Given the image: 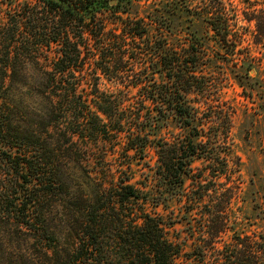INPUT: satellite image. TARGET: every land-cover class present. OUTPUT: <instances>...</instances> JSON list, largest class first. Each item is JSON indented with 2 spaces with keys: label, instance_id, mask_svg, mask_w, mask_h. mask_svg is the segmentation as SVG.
I'll use <instances>...</instances> for the list:
<instances>
[{
  "label": "trees",
  "instance_id": "obj_1",
  "mask_svg": "<svg viewBox=\"0 0 264 264\" xmlns=\"http://www.w3.org/2000/svg\"><path fill=\"white\" fill-rule=\"evenodd\" d=\"M37 1L44 11L33 7L23 16L16 6L6 13L0 7V228L9 226L14 230L8 234L38 243L28 246L22 255L0 259V264H37L34 251L42 264H177L182 244L167 237L162 217L145 210L148 195L129 180L97 182L98 190L92 195L82 187L73 192L66 183L64 168L69 161L92 168L90 142L113 137L124 138L126 152H134L140 159L148 146L154 148L158 157L156 198L165 203L167 190H172L183 204L194 228L190 258L200 264H264V238L262 243L249 236L224 242L232 228L231 203L238 189L233 178L240 170H231L230 165L232 146L228 140L235 112L225 114L211 104L218 83L208 69L213 50L207 38H214L219 50L225 52L218 60L229 57L243 63L238 71L242 82H251L252 90L261 84L250 75L253 61L250 54L243 53V35L236 29V16L227 0H171L168 7L154 10L148 23L118 17L120 22L113 31H106L97 15L105 11L127 14L126 6L132 7L133 0ZM259 4L261 9L252 5L245 16L254 23L255 41L264 43V0ZM184 12L193 27L205 25L213 35H193L189 44L173 46L169 35L174 30V16ZM32 19L38 24L39 20L45 22L38 51L52 43L61 46L38 91L51 104L44 130H56L54 147L34 131L22 129L13 118L9 100L1 97L8 83H19L28 65L20 59L19 51L24 48L22 23ZM65 20L76 29L81 27L80 34L69 35ZM88 41L97 47L103 72L124 70L135 61L148 71L136 77L117 75L120 80L135 81L133 87L139 89L137 97L145 118L115 117L111 129L109 123L117 107L121 114H127L128 109L121 103L107 107L90 99L94 94L83 87L82 75L87 65L83 50L93 49ZM94 81L98 91L100 77ZM171 118L188 131L174 142L160 136ZM227 119L231 121L228 127ZM74 154L81 158L74 160ZM196 159L204 161L202 168L193 167ZM55 196H61L59 204L70 230L64 243L49 233L47 212L54 205L45 204Z\"/></svg>",
  "mask_w": 264,
  "mask_h": 264
},
{
  "label": "rangeland",
  "instance_id": "obj_2",
  "mask_svg": "<svg viewBox=\"0 0 264 264\" xmlns=\"http://www.w3.org/2000/svg\"><path fill=\"white\" fill-rule=\"evenodd\" d=\"M226 2L231 13L236 16L238 23L236 29L243 35V53L244 55L250 54L253 61L254 70L250 75L253 78L260 79L261 84H258L252 90L250 88L251 82H242L238 71L243 63L241 61H231L229 57L225 61L218 60L225 52L219 50L214 38L211 36L207 38V42L213 50V62L208 69L214 72L216 83H218L215 89L217 92L213 96L211 104L214 109L219 108L216 111L225 114H230L231 111L235 112L228 140L232 146L230 165L231 170H240L239 175L235 174L233 178L234 181L237 180L238 189L234 190L235 196L231 203L232 228L224 236V242L229 243L236 236L241 237V239L249 236L251 238L257 237L259 242L262 243L264 238V43L255 41L254 23H249L245 15L247 11L249 13L247 9L252 5H256L258 9H261L263 5L259 4L262 3V0H227ZM169 3H171V0H133L132 7L128 8L129 6H126L127 14L120 16L114 15L112 11H105L98 14L97 18L104 22L106 31H113L118 25L117 23L120 22L118 17L126 19L127 16H130L134 19H145L148 23L154 10L164 9L168 7ZM15 6L21 10L20 15L22 16L28 10H32L33 7H36L35 10H38V12L44 11L43 6L37 0H0L3 13L9 11L10 7ZM39 16L42 17L43 14ZM187 17L186 12L174 16V30L169 35V42L173 46L179 45V42L189 44L190 39L193 41V35L195 37L203 34L213 35L205 25L193 27ZM64 24L67 25L69 35L80 34L81 27L76 29L69 20H65ZM44 25L45 22L39 20L38 24L37 20L34 19L22 23L24 48L19 51V57L26 61L28 65L23 70L19 83H8L1 97H7L9 100L13 118L22 129L34 131L41 139L46 140L48 145L54 147L56 130L53 127H49L47 131L44 130V127H47L44 121L50 114L51 104L46 98L40 96L38 91L45 78L44 72L51 70V63L59 57L61 46L52 43L50 48L44 47L40 51L36 49V45L44 39ZM88 43L93 45V49L92 51L83 50L82 56L87 59V65L83 69L82 75L84 77L83 87L89 93L94 94V96H90V99H94L93 101L98 103L102 102L107 107L112 106L113 102L116 105L121 103L120 105H124L128 109L127 114H121L120 109L117 107L116 115L111 116L110 123L109 120H106L107 124L109 123L111 129H114L115 117L145 118L146 111H143L137 97L139 89L133 87L135 81L120 80L119 75L136 77L140 74L144 75L148 71L142 68V64L135 61L130 63L129 67L124 70L117 71L111 68L109 72H103L100 70V64H98L101 59L96 51L95 43L89 41ZM79 74L78 72L77 75ZM95 77H100L98 91L93 86ZM126 94H130V97ZM139 112H141L140 116ZM230 122V120H226V127L230 125ZM187 133L186 129L180 128L177 120L171 118L161 130L160 136L162 135L170 142H174L175 138L185 137ZM89 146L93 162L92 168L87 166L86 168L92 169L94 175L98 173V177L91 173L92 170H87L79 162L69 161L65 165L64 173L66 172V183L73 187L72 191L78 193L82 187L87 194L92 195L98 190L97 182H102V180L111 182L113 179L115 182L129 180L130 184L148 195V200L144 204L145 210L150 214L162 217L167 237L176 243L182 244L184 250L180 258L177 259V264H200L197 260L188 256L193 251V236L191 234L194 228L188 223L190 218L183 208V204L178 201L179 197L174 194V191L167 190L169 199L165 203L158 202L159 200L156 198L158 195L156 188L158 180L155 171L158 165V157L154 148L148 146L145 149L144 159H140L138 155L135 156L134 152H126L124 138L98 139L93 143L90 142ZM56 149L59 152L58 155L61 156L62 153H60L59 147ZM45 150H43V153H45ZM77 158H81L80 155L74 154L73 159L76 160ZM203 163L204 161L196 159L193 167L202 168ZM189 184L190 180H187L186 185ZM58 197L61 196L50 198L45 205H54L47 212L49 233L59 237L61 242L64 243L68 241L70 230ZM157 202L159 204H156ZM192 225L197 226L194 225V222H192ZM9 230H14V228L9 226L0 228V259L7 258L10 254L22 255L27 248L38 244L34 240L25 241V236L22 235H18L19 237L10 235L8 234ZM33 254L35 262L42 264L43 261L40 259L38 251H34Z\"/></svg>",
  "mask_w": 264,
  "mask_h": 264
}]
</instances>
